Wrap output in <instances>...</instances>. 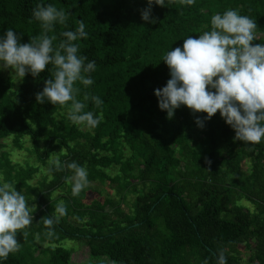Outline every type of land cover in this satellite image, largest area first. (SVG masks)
Returning a JSON list of instances; mask_svg holds the SVG:
<instances>
[{
    "label": "trees",
    "instance_id": "obj_1",
    "mask_svg": "<svg viewBox=\"0 0 264 264\" xmlns=\"http://www.w3.org/2000/svg\"><path fill=\"white\" fill-rule=\"evenodd\" d=\"M38 4H51L68 16L48 33L57 37L54 48L65 39L63 32L75 31L83 20L87 37L73 43L78 55L87 57L85 63L95 61L96 67L86 74L92 85L76 83L77 99L82 101L85 93L99 97L101 106L89 99L84 111L102 113L103 119L76 132L73 124L58 121L61 106L36 102V94L52 78V65L39 77L29 73L19 82L0 68L2 178L24 188L38 170L13 163L3 151L4 140L20 149L23 138L29 153L46 166L36 192L25 194L28 206L37 211L22 230L29 235L17 233L21 247L11 253L8 264H30L35 255L44 264H71L70 249L58 247L62 240L75 241L87 248L88 257H103L110 264H217L221 250L227 264H239L240 248L248 251V264H264V138L258 144L236 141L219 112L206 120V113L193 114L181 106L169 119L155 96L171 78L163 62L168 51L182 47L189 36L210 31L211 17L229 9L252 18L255 33H264V0H195L192 5L165 0L164 7L152 5L156 23L141 18L148 0H0V37L7 29L14 30L21 43L39 36L41 24L32 16ZM255 43L264 45L262 40ZM198 118L204 120L203 128L195 123ZM53 149L59 153L52 154ZM49 155L53 161L45 164ZM56 159L62 165L75 161L86 167L88 177L107 181L115 194L121 192L119 182L132 179L143 189L134 194L126 214L109 199L103 200L104 206L92 202L86 209L71 207L68 198L54 196V188L73 174L57 170ZM110 167L115 173L107 177ZM234 197L249 202L253 210L233 205ZM61 200L67 215L48 237L40 220L54 214ZM34 241L46 246L32 249Z\"/></svg>",
    "mask_w": 264,
    "mask_h": 264
},
{
    "label": "clouds",
    "instance_id": "obj_2",
    "mask_svg": "<svg viewBox=\"0 0 264 264\" xmlns=\"http://www.w3.org/2000/svg\"><path fill=\"white\" fill-rule=\"evenodd\" d=\"M165 0H148V7L141 12L145 22L156 23L151 17L153 3L164 7ZM192 5L195 0H180ZM39 21L42 33L29 43H21V37L12 29H7L0 37V68L13 70L12 79L22 81L27 74L34 78L52 65V78L45 81L43 90L36 94V102L68 107L67 117L74 125L95 127L103 119V114L94 116L92 111H84L89 99L99 107L103 101L97 96L85 93L78 100L80 89L94 83L86 75L95 70V61L87 63V57L78 55L80 38H86L85 24L78 21L75 31H65L54 48L56 36H49L55 23L65 24L68 16L63 9L49 4H38L32 13ZM211 30L204 31L198 38L189 36L182 47H176L163 56V62L170 72V79L162 89L155 90L158 106L167 112V118L174 116L175 110L186 106L193 114L206 113L210 120L217 112L235 132V140L246 144H258L264 138V45L255 43L257 23L237 10H226L211 17ZM214 90V91H212ZM198 127H204V120L196 119ZM206 164L211 161L206 160ZM57 170L71 171L65 177L71 184L73 196H78L88 184V172L75 161H54ZM67 215L64 201H59L54 214L41 218L48 231L54 235L53 226ZM33 222V215L22 191H17L11 182L0 183V260H7L10 253L19 251L17 233L23 237L29 233L22 231ZM204 264H208L205 260ZM217 264H227L224 251L217 253Z\"/></svg>",
    "mask_w": 264,
    "mask_h": 264
},
{
    "label": "rangeland",
    "instance_id": "obj_3",
    "mask_svg": "<svg viewBox=\"0 0 264 264\" xmlns=\"http://www.w3.org/2000/svg\"><path fill=\"white\" fill-rule=\"evenodd\" d=\"M152 18L154 16L151 15ZM255 39L256 40H262L264 41V33L256 32L255 33ZM4 72H8V75H12V71L4 70ZM13 80V79H12ZM14 82V80H13ZM62 110V114L58 117V121H62V126H67L69 124H73L67 117V111L68 108L66 106L60 107ZM74 125V124H73ZM76 128V132H80V130H84V126L80 125H74ZM61 131H63L62 127H59ZM21 141V140H20ZM24 139L22 138V147L20 149H17L15 144H13L9 139L4 140L3 143L5 144L3 151H7L9 158L13 163H17L20 166H33L38 167V170L35 171V173L31 176V180L27 181V186L24 188H16L17 191H22L23 194H34L37 190V184L44 176V172L46 171V166L42 165L41 163H38L36 161V158L34 155L30 154L27 150V147L29 145L27 142H23ZM2 151V149H0ZM58 149H53L52 154H58ZM123 156L126 157L127 153L123 152ZM54 156H47L44 163L48 164L53 161ZM138 172V171H137ZM115 173L114 167H110L109 169L105 170V174L107 177H112ZM89 184L88 186L81 191V193L78 196H73L72 194V186L69 183H63L59 184L58 188L55 189V197L64 196L65 198H68L70 200L71 207H76L77 209H86L87 206L92 203L96 202L102 206H104V199H109L115 204H118V209L122 212L129 213L131 211L132 203H133V196L137 192L142 191V186L139 183L138 180L132 179L129 183H124L123 181L119 182L118 185H121V192L118 194H115V189L113 186L109 185L107 181H101V180H92L90 177H87ZM5 182L1 175V168H0V183ZM36 188V189H35ZM53 197V198H55ZM71 197V198H70ZM233 205L241 207L243 210L246 208L252 209V205L249 202H246L243 200V198L240 197H234ZM32 206V205H31ZM33 206L30 208L32 215H34L37 211ZM106 208L107 211H110ZM22 238V236H20ZM33 247H39L40 245H45V243H41L39 241H34ZM52 246V245H51ZM50 247V246H49ZM58 247L70 249V256L69 261L71 264H110L108 260H106L103 257H88V250L87 248L83 247L79 243L75 241H67L62 240L58 243ZM239 255L241 258V262L239 264H248L246 262V258L248 256V251H246L243 248H240ZM6 264L10 263L11 261V253L9 254L7 260H4ZM30 264H44V260L40 255H35L33 257V260L30 261Z\"/></svg>",
    "mask_w": 264,
    "mask_h": 264
}]
</instances>
